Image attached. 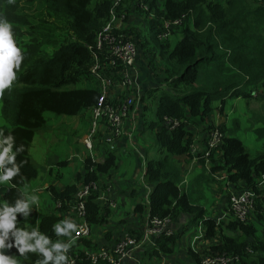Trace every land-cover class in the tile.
<instances>
[{
  "label": "trees",
  "instance_id": "16d2710c",
  "mask_svg": "<svg viewBox=\"0 0 264 264\" xmlns=\"http://www.w3.org/2000/svg\"><path fill=\"white\" fill-rule=\"evenodd\" d=\"M114 1L98 0L91 6V0H0V17L11 22L13 39L24 56L16 80L0 97L3 121L0 129L5 136L13 135L15 146L24 145V151L16 157L18 164L21 161L24 163L20 175L13 177L3 189L0 203L6 201L13 205L17 199L26 198L21 187L37 176L28 149L35 131L45 123L43 112L48 110L74 115L97 105L102 92L99 81L91 72L93 52L88 46H94L96 33L106 23ZM125 1L130 5L135 2ZM145 2L149 3V10L156 8L157 2L163 6L159 13L155 11L157 18L148 20V28L158 40L154 43L153 57L158 54L162 61L166 75L164 88H167V92L158 97L156 120L151 124L160 126V131L154 135L157 157L148 158L145 166V179L153 185L149 196L150 218H171L178 210L194 213V221H202L207 238L220 236V244L212 245L215 250L239 255L242 264H264V238L260 240L256 237V230L248 221L234 220L224 224L213 218L204 219V209L190 204L186 194L178 187L180 169L173 159V156L189 151L191 139L186 125L205 122L213 111L214 101L223 102L226 97L237 95L248 100L253 95L249 87L256 84L264 92V0ZM120 8L118 11H121ZM182 14H185V19L180 28L181 38L176 44L170 46L165 40H159L161 20H175ZM63 26H69L73 35L64 34L67 29ZM17 37H28L29 42H22L20 46ZM140 39L143 47L149 44L147 37L139 36L137 42L134 40L138 50ZM100 60L106 63L101 56ZM103 72L109 70L103 69ZM83 81L86 86L68 88ZM166 118L176 119L179 125L174 129L165 128L163 122ZM209 128V131L215 129L212 126ZM216 129L224 137L210 155L211 172L221 170L231 183L243 182L246 184L244 188H253L261 200L257 202L255 214L264 222V197H261L262 189L258 185V180L264 176V148L255 155L249 153L235 136L237 121L232 128L221 124ZM262 132L264 136V126ZM116 164L115 151L108 152L102 161L87 157L86 173L81 183L97 181L102 188L104 184L100 182V177L109 175ZM77 187L70 184L61 191L54 187L49 190L63 207L66 202L71 204ZM96 200L100 201L98 192H93L86 202V220L90 226L100 221ZM136 209L141 210L142 206ZM21 215L17 214L19 228L22 226ZM59 221V216L54 213L45 214L38 224L39 231L55 238L54 225ZM226 229L239 231L243 238L222 235ZM250 235L254 236L255 242H247L253 245L244 240ZM168 239L164 236L158 238L161 250L168 251ZM82 240L72 245L78 252L75 264H91L78 247ZM4 251L6 255L21 257L15 247ZM101 263L107 264H97Z\"/></svg>",
  "mask_w": 264,
  "mask_h": 264
},
{
  "label": "crops",
  "instance_id": "0c3cea01",
  "mask_svg": "<svg viewBox=\"0 0 264 264\" xmlns=\"http://www.w3.org/2000/svg\"><path fill=\"white\" fill-rule=\"evenodd\" d=\"M225 1L227 0L221 2ZM127 7L130 8L129 18L132 19V23L138 11L131 8V5ZM123 32L130 36L126 27ZM140 37H145V34L140 35ZM135 41L137 42V40ZM142 42L141 40L138 45L139 50L135 64L128 70L133 81L131 89L123 90L113 87L109 91L110 98H121L125 93L130 92L134 96V104L131 107L129 117L123 121L121 135L112 142L106 143L103 141V136L107 133V129L105 130V126H102L98 132L100 138L97 142H103L105 145L100 148L98 143L96 146L93 143L91 149L93 154L88 155L85 151L87 148L82 142L88 126L82 122L80 117L79 122L75 125V137L68 140V144L71 146L70 157L54 163L58 170H64L66 173H59L53 179L50 178L52 177L50 173L48 175L49 181H43L40 185L25 183L21 187V191L26 197L37 196L39 202L31 205L29 217L22 219L20 228L29 231L33 227L38 228L42 217L50 213L59 216V222L71 219L77 223L79 218L73 215L69 207L68 210L60 211L62 206L57 207V201L49 188L54 187L61 191L70 184L78 186L86 173L85 160L87 157L90 156L95 161H102L108 152L115 151L117 164L111 174L114 178L112 185L109 180L104 179L105 176L100 177V182L104 185L109 184L111 188L108 195H105L106 200H96L100 208L98 214L100 221L92 224L90 229L92 226H96L97 239L91 237L90 230V236L83 238L78 243V247L82 251L91 250L98 246L110 248L124 236L132 235L138 239L139 246L132 252L131 256L124 258L121 264H199L201 252L215 242L214 238L220 240V236L207 238L202 221H194V213L178 210V213L169 219L160 234L149 235L147 239L145 238L150 219L149 196L153 190V185L145 179V166L148 158L157 157L154 135L160 131V126L151 125L155 122L156 116L155 119H148L147 111L154 105L153 96L155 92L152 91L158 88L164 89L166 75L161 61L157 60L158 57L150 55L148 45L143 47ZM155 60L161 66L155 64ZM87 86L90 87L89 84ZM249 90L253 95L248 100L241 95L228 96L223 102L216 100L213 103V111L205 122L196 125L187 124L185 128L190 133L188 135L191 139L189 151L173 156L180 169L178 187L186 194L190 204L198 205L204 209V219L213 218L224 224L234 222L233 213L229 210V197L231 194L240 192L246 185L243 182L231 183L227 180L225 172L221 170L211 172L212 162H206L200 157L205 149L209 127L217 128L221 124H225V127L232 128L234 121H237V137L250 149L249 151L256 154L264 148V136L261 135L264 126V92L259 89V84L250 86ZM150 92L151 95H149ZM2 124L3 122L0 123V126ZM214 164L219 165L218 162H214ZM203 169L206 170V175ZM65 174L67 180L64 178ZM36 177L37 180L39 178L38 170ZM138 179L143 183L136 184ZM8 185L9 182L2 184L0 194ZM259 186L262 189L261 197H264V183ZM258 198V201H261L260 196ZM51 202L55 205L54 211H51V208L48 209V206L51 207ZM137 206H142V209L137 210ZM255 209L248 222L255 228V234L263 239L264 222L257 218ZM240 234L237 230L228 229L222 233V235L234 236ZM160 236L169 238L166 243L168 251L159 248L157 240ZM63 239L64 236L57 235L55 238H51L53 243L64 242ZM247 241L255 242L254 236H248ZM16 259L19 264H39L43 258L38 252H28ZM235 264L242 263L239 261Z\"/></svg>",
  "mask_w": 264,
  "mask_h": 264
},
{
  "label": "built area",
  "instance_id": "2783aa9c",
  "mask_svg": "<svg viewBox=\"0 0 264 264\" xmlns=\"http://www.w3.org/2000/svg\"><path fill=\"white\" fill-rule=\"evenodd\" d=\"M124 1L125 0L114 1L109 10L106 23L96 33L94 46H88L93 52L91 72L99 81L102 92L97 105L91 108V126L82 141L88 150L93 148V139L98 136L99 128L102 126H105V130L107 129V133L103 136L104 142L109 143L117 138L122 133L123 121L129 117L131 107L134 104V96H132L131 92L125 93L121 98L109 97V91L113 87L117 89L122 88L123 90L127 88L131 89L133 81L128 70L135 64L138 55L136 42L123 32L125 27L122 25L130 15V8L127 6L123 7ZM134 1V5H131V8L135 11L149 10V6L145 1ZM119 7H121V11H118ZM184 19L185 14L171 21L162 19L161 25L158 28V39L164 41L176 27L181 28ZM102 54L105 55V66L100 60ZM103 69H107L109 72H103ZM163 124L165 128L174 129L179 125V122L176 119L172 120L166 118ZM223 137V133L218 129L215 128L210 130L205 149L200 157L206 162H210L212 151L217 149ZM263 183L264 176L260 178L258 185ZM110 188L109 184H105L101 188L97 181H89L87 183H82V185H78L74 198L71 204H69V208L73 215L79 218V221L76 223L78 225V234L77 232H73L72 237H67L64 241L65 243L73 238L75 243L80 239L89 237L90 225L86 220L87 198L93 192H98V199L106 200L105 195H108ZM258 197L256 191L251 187L243 188L240 192L231 194L229 197V210L233 213L234 220L238 222L248 221L251 213L255 209L256 202L259 199ZM56 205L60 208L61 202H57ZM169 219V217H151L145 233V238L147 239L149 235L160 234ZM214 239L215 242L207 246V248L201 252L199 264H235L240 261V256L237 254H229L215 250L212 245L220 244V240L218 238ZM138 246L139 241L135 236L126 235L113 247L100 246L95 250H84L83 254L91 264H97L99 262L121 264V261L131 256L132 252L137 249ZM77 254L78 252L74 245L67 254L71 258L70 264H75Z\"/></svg>",
  "mask_w": 264,
  "mask_h": 264
},
{
  "label": "clouds",
  "instance_id": "9594fccd",
  "mask_svg": "<svg viewBox=\"0 0 264 264\" xmlns=\"http://www.w3.org/2000/svg\"><path fill=\"white\" fill-rule=\"evenodd\" d=\"M12 24L6 18L0 17V97L4 90L12 86L17 78V71L24 59L21 48L17 47L13 39ZM14 69L16 71H14ZM15 138L0 129V185L20 175V168L24 161L16 162L18 154L24 151V145L15 146ZM10 165V167H9ZM39 197L30 196L17 199L13 205L6 201L0 203V264H19V261L4 250L15 247L20 255L28 252L40 253L43 257L39 264H70L71 258L67 255L74 238L67 243L52 242L51 238L33 227L31 231L19 228L17 214L24 219L29 217L32 204H38ZM57 236L72 237L73 232L78 234V225L71 219H65L54 225ZM7 241V243H5Z\"/></svg>",
  "mask_w": 264,
  "mask_h": 264
},
{
  "label": "rangeland",
  "instance_id": "374dc122",
  "mask_svg": "<svg viewBox=\"0 0 264 264\" xmlns=\"http://www.w3.org/2000/svg\"><path fill=\"white\" fill-rule=\"evenodd\" d=\"M97 1L98 0H91V6L93 4H95ZM215 1L221 2L224 0H215ZM147 4L149 6V3H147ZM125 6H130V4H128V2L125 1L123 4V7H125ZM162 9H163L162 3L159 2L157 4L156 8H153L150 11L149 10L143 11V13H142L141 10H139L138 11L139 15L138 14L136 15V17L132 23H131L132 19L129 18L122 25L123 27H126L127 31L129 32V35L131 37H133L135 40H138L140 35L145 34V37H147V39L149 41L148 50H150V55L152 54V56H153L154 43H155V41L158 42V40L155 37V34L154 33L152 34L150 27L148 28V20L150 19V17L157 18L158 14H156L155 11H157L159 13ZM155 18H153V19H155ZM63 28L67 29V33H64V34L73 35L69 26H63ZM59 35H61V34H59ZM20 38L19 37L16 38L17 43L20 46H22V42H24V43L29 42L28 37H25L23 39H20ZM180 38H181L180 27H176L169 34V36L165 39V41L167 43H169L170 45H173ZM45 50L50 51V48H46ZM101 57L104 60L105 55L102 54ZM157 57H158L157 60L160 62L161 59L159 58L158 54H157ZM157 60H155L154 63L161 66V64ZM161 63H162V61H161ZM104 66H105V63H104ZM82 86H86L84 81L78 82L76 84H71L68 86V88H71V87L75 88V87H82ZM161 89L162 88H158L154 93V96H153L154 105H153V107H150L147 111V118L148 119H150V118L155 119V106H156L157 99L162 93L167 92V88H164V90H161ZM259 89H260V86H259ZM43 115L45 118V123L42 127L38 128L35 131L33 139L31 141L29 149H28V153L30 154L29 157H31L32 164L36 167V169L38 170V173H39V178L37 180H36V178H37L36 177V178L30 180L29 182H27L30 185H33V184H39L40 185L43 181H49L50 178L53 179L59 173L60 174L66 173L64 170H58L56 168V165H54V163L70 157L71 146L68 144V140H69V138L75 137V135H74V130L76 129L75 125H77V123L79 122L80 117L82 119V122L88 126L86 134L90 129L91 120H92L91 109H82L79 113L74 114V115L56 114L52 111L46 110L43 112ZM1 122H3V121H2V118L0 116V123ZM99 130H100V128H99ZM235 136L237 137L236 133H235ZM99 138L100 137L97 136L93 139V143L95 146H96V143H98L97 140ZM83 139H82V141H83ZM79 140L81 142V137ZM98 144H99L100 148H103V146L105 145V143H103V142H99ZM247 149H248V151L250 150L249 148H247ZM85 151H86V154H88V155H91V153L93 154V150L85 149ZM249 153H251V152L249 151ZM252 155H255V154H252ZM113 170L114 169L111 170L109 176L104 177L105 180H107V181L109 180L111 185H112V181L114 180L113 175H111ZM203 171H204V174L206 175V173H205L206 170L203 169ZM50 173L52 174V177L49 178L48 175ZM124 176H126L125 173H124ZM64 178H65V180H67L66 174L64 175ZM142 183L143 182L140 179H138L136 181V184H142ZM78 184H80V183H78ZM81 185H82V183H81ZM1 186L2 185H0V187ZM256 205H257V202H256ZM68 207H69V205L66 202L65 204H63V207L60 209V211L68 210L69 209ZM48 209H50L51 211H54L55 205L53 202H51V207L48 206ZM95 229H96V226L91 227V229H90L91 230V237L97 239V233L95 232ZM232 236H234V235H232ZM234 237L243 238L242 234L236 235ZM256 237L259 238V236H257V235H256ZM247 238L248 237H246V236L244 237V240L246 242H247ZM66 239H67V237L64 236L63 241ZM259 239L261 240L262 238H259ZM248 245H253V244L248 243ZM200 258H201V256H200Z\"/></svg>",
  "mask_w": 264,
  "mask_h": 264
}]
</instances>
